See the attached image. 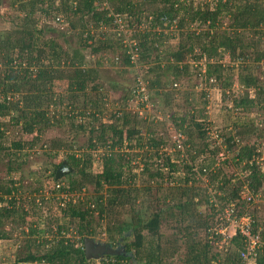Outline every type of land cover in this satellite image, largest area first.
<instances>
[{"label": "trees", "instance_id": "1", "mask_svg": "<svg viewBox=\"0 0 264 264\" xmlns=\"http://www.w3.org/2000/svg\"><path fill=\"white\" fill-rule=\"evenodd\" d=\"M28 2L27 9L20 3L23 14L16 18L13 28L0 36V116H8L7 123L18 126L20 134H33L29 140L20 137L8 144L0 142V152L7 156L5 177L0 171V244L11 239L14 229L21 231L27 241L23 246L17 245L14 261L7 263L0 255V264H92L85 256L83 240L92 237L99 241L95 237L106 220L104 243L112 246L120 242L122 248L119 254H105L101 264H173L174 258L177 264H248L241 256L245 238L239 230L222 242L220 249L215 243L221 240L218 227L225 220L223 211L231 206L237 218L252 217V233L264 239V217L256 216L258 203L253 201L257 193H264V174L254 161V154L260 152L253 142L240 146L237 143L256 131L254 119L231 122L233 132L226 135L225 143L228 151L237 148L230 160L225 157L218 165V147L210 145L206 123L196 117L203 111L195 105L204 106L208 92L199 90L198 99L192 101L195 97L190 100V92H184L179 84L194 74L193 62L207 50L218 49L219 56L238 54L240 62L249 57L245 66L227 69L222 63L208 62L202 75L209 84L219 83L223 99L230 97L227 91L232 93L229 88L238 84L243 95L233 99L235 106L242 111L259 109V114L264 115V69H260L264 63V0H214L212 5L195 0ZM37 10L41 15L36 16ZM125 15L129 28L135 25L129 33L124 31V25L119 29L115 21ZM57 16L64 22L75 17L70 21L71 27L77 29L75 46L63 48L57 41L55 27L40 25L41 17L45 22L50 18L56 23ZM225 18L230 22L222 27ZM102 26L112 30L102 31ZM93 28L100 30L99 37L88 42ZM46 31L51 33L48 37H44ZM87 50L98 54L94 64L87 59ZM132 54H136L134 61ZM102 61L123 69L138 64V72L142 73L138 83H144L152 103L158 100L156 109L163 117L142 119L131 113L125 107V99L131 95L124 97L119 109L106 108L107 93L98 82ZM55 80L66 82L64 91H54ZM138 83L133 92L141 96ZM104 118L107 121H102ZM166 120L171 127H165ZM2 126L5 122H0V137ZM53 127L74 132V136L70 144L59 137L50 140L49 148L54 152L49 154L57 156L62 147L66 156L52 164L46 175L49 181L45 185L36 182L31 187L22 183V174L14 179L13 172L20 170L27 158L26 150L32 149L40 135ZM80 130L88 133L85 143L76 142ZM259 130L256 138L264 132ZM177 132L184 137L182 148L176 146ZM169 143L172 153L160 151ZM184 153L193 161L207 156V161L199 166V174L208 173L211 184L216 182L213 194L201 191L195 184L193 165L184 163ZM96 155L102 168L92 172ZM244 160L241 181L247 182L250 199L241 197L239 185L232 181L236 176L223 167L230 161L237 164ZM63 161L74 172L55 181L56 170ZM49 184L50 202H59L53 223L57 227L46 229L38 218L37 223L28 222L24 233L26 220L40 210V197L36 195L50 188ZM55 184L60 186L55 188ZM86 186H92L97 194L76 202L71 196L56 197ZM138 199L141 202L137 203ZM124 204L130 207L128 220L120 221L109 214L114 206ZM251 263L264 264V252L257 251Z\"/></svg>", "mask_w": 264, "mask_h": 264}, {"label": "rangeland", "instance_id": "2", "mask_svg": "<svg viewBox=\"0 0 264 264\" xmlns=\"http://www.w3.org/2000/svg\"><path fill=\"white\" fill-rule=\"evenodd\" d=\"M21 1L22 2H20V0H17V1L16 0H0V36L5 35L9 29L13 28L15 26L14 22H16V18L19 15L23 14L22 9H20V3H24L25 9H27L29 0H21ZM195 1L197 3L198 2L200 3L210 2L211 3L210 5H212L214 0H195ZM39 6L42 7V5L40 4ZM43 6L45 7L46 4H44ZM35 14L36 16L41 15L39 10H37ZM117 19L121 20V23L124 25V31L126 33L127 32L129 33L135 28V25L129 28L128 24L130 21L128 20L126 15L122 18L118 17ZM130 19L133 21L132 18ZM73 20H75V17L70 16V21L72 22ZM70 21L64 22L62 20L61 22L55 23V21L53 22L52 19L48 18L47 21L45 22V20L41 17L39 22H40V25L42 26L46 25L45 27H48V26L55 27V29L57 30L56 35H57L58 43H60L63 46V48H68V47L71 48L75 46V43H76V39H77L76 30L77 29H74L71 27ZM229 22H230L229 18H225L223 21L222 27H225ZM51 23H54V24H51ZM101 28H102L101 29L102 31L112 30L106 26H102ZM172 28H175V25H173ZM99 32H100L99 29L96 30L93 28L90 31V35L92 36V39H89L88 42L92 41L94 38L99 37L97 36ZM50 34L51 33L49 31H46L44 32V37H48ZM86 52H87V59L91 62L89 63L94 64L96 59L99 58L98 54H90L88 53L89 50H87ZM219 55L220 54L218 53V49H216L215 51L207 50L206 53L203 54L198 61L193 62L192 65L194 68L193 69L194 74L191 77L184 79V83L179 84V86L181 87V89H183L184 92L186 93L190 92V96H189L190 100L192 97H195L192 99V101H196L198 99L199 90L204 89L205 91L208 92V95H206V98H207L206 104L204 106H202L199 103L195 105V108H197L198 111L200 109L201 111H203L202 112L203 115H197L196 117L199 121L206 123L205 127L207 128V131H208L207 134L209 136L208 140H210V145L214 147H218V153L216 154V157H217L216 161L219 162L218 165L221 164L220 161L225 159V157L230 160V157L233 155L234 151L237 148L236 146L233 150L228 151V148L225 143L226 135H228L230 132H233L231 122L234 120H239V119H242L245 121L249 119H254V126L256 127V131H254L253 134H250L251 135L250 137H246V139L240 140L237 143H238V146H240L239 144H244L245 142L246 143L248 142V144H251L252 142L254 143L256 151L260 152L259 155L254 154V158H255L254 161L259 165L260 171L264 174V132L258 138H256L255 136L256 133H261L259 128L262 129V131L264 130V115L259 114L262 111H260L259 109H257L258 111H256L255 108H252L251 111H242L241 109H238L235 106L236 104L235 102H233V99L234 98L239 99L243 95V92H241L242 88H239L238 84H233L229 88L230 91L231 90L233 91L232 92L233 94L231 92H228L229 91L228 90L227 93L231 96L226 97V99H223V94L219 87V83L216 82L215 84H209L207 80L205 79L204 75H202L205 71L206 64L208 62L222 63V65L227 69V68H230L231 66L243 67L246 65L247 62L250 61V58L248 57L247 58L248 60H245V62H240L242 60L238 58V54H236L235 57H231V55L228 53H223L221 56ZM249 56L252 57V54H249ZM102 57H105L104 54H102ZM191 63H192V60H191ZM137 67H138V64L135 66H132V67L130 66L126 69H123L119 65L111 66L106 61L101 62V65L99 66L100 76L98 78V82L100 83V85H102V88L107 93L106 108L110 110L119 109L121 104L124 103L126 100L125 107L129 111H131V113H134L135 115L137 114L139 118L145 119L146 116H147L146 118H150V117L153 118L152 117L153 115H156L155 116L156 119L157 117L161 118L163 117V113L158 108L156 109L158 100L156 99V101L152 103V99L149 98L147 94L146 87H145V93L141 96H138L137 94L133 92V87H136L138 80L142 79L141 78L142 73L138 72ZM260 69L261 70L264 69V63L260 65ZM257 71L259 72V69ZM196 72L198 73L196 74ZM53 83H54L53 89L55 92L64 91L66 87L65 81L55 80ZM138 86H139V83H138ZM128 88L131 89V91H129ZM249 93H251L252 95L253 91L249 90ZM234 94L237 97L233 96ZM130 95L131 97H129ZM124 97H129V98L124 100ZM249 98H251V96ZM201 100H203V97L201 98ZM141 102H143V104ZM177 109L179 108L177 107ZM102 121H107V118H104ZM0 122H5V126H2V128L4 129L3 135L0 137V142H2L3 144H8L12 139H18L20 137H22L23 140H29L33 137V134H20L18 126L16 125L12 126L11 124L7 123L8 116H0ZM77 123L79 124L78 121ZM171 126L172 124L170 123V121L166 120L165 127L169 128ZM96 127H98V123H96ZM67 128L68 126H66V129ZM63 129L64 128L53 127L43 132V134L40 135V139L37 142H35L33 148L26 150L27 158H25V160L21 164L20 170L13 172V178L16 179L18 175L22 174L24 175V179L22 181L23 184H26V185L31 184V187H32L34 184H36V182H41L43 185H45V182H47L48 180L46 179V175L50 173L52 164L60 161L66 156L65 148H62V147H60V149L57 150L58 151L57 156H53L49 154V153L54 152V150H51L49 148L52 146V143L50 140L52 138L59 137V138H62L64 141L69 142L70 144V141L72 137L74 136V132L66 133V132H63ZM87 138H88V133L82 132L80 130L78 131L76 142L85 143L87 141ZM172 150H173V147L169 143L166 147H164L160 151H165L166 153H172ZM98 151L97 153H99ZM182 156H181L182 158H185L184 163L187 162L188 164L193 165L192 173H193V176L196 178L195 184H197L200 187L201 191L206 190V192L213 194L214 188H215L214 185H216V182L214 183V185L211 184L208 173H205L202 175L199 174V166L207 161L206 160L207 156H198L195 158L194 161L188 159L189 155H185V153ZM186 156H187V160H186ZM98 158H99V155H96V157L94 158V161L92 163L93 165L91 168L92 172H97L101 170L102 168L100 159ZM153 159L154 157L152 158V161L154 162ZM6 161H7V156L4 155V152H0V171L3 177H5L4 175H5ZM251 161H253V157L251 158ZM244 162L245 160L240 163L234 164L232 161H230V163H226L223 167H224V170L228 174L232 173L234 176L237 177V178L236 177L233 178L232 181L236 180L235 183L239 185L241 197L248 199V196L249 195L251 196L252 194L247 188V182L241 181L242 179H244L243 177L244 172L241 170V165H243ZM157 163H159V159H157ZM154 166H157V164L154 163ZM136 170L139 171V168L137 167ZM72 172H74V168L69 173L63 174L64 175L63 178H65V176H69V174H72ZM62 181L66 183L67 180L64 179ZM166 185L167 184L164 183V186ZM54 187L57 188V185L55 184ZM262 187L264 188V183ZM51 188H52V185L50 186V188L45 190L43 193L41 191L42 194L40 195L44 196L43 200L41 199L40 195L38 194L36 195V197L38 198L40 197V200H38V201H41L40 210L39 211L36 210L35 215H31L32 217L26 220V223L22 226L24 233L28 230V222L35 221V223H37L36 221L38 220V218L42 219L39 221V223L41 226H44V228L46 229L48 227L49 228L51 227L52 230H55L54 228L57 227L56 226L57 223L56 224H53V223L56 222V221L54 222V216H57L56 206L58 205L59 202L57 203L56 201H54V204H53L54 206L52 205V202H50V196H51L50 189ZM63 193H64L63 196H61L62 194H60V195H57L56 197L68 198L71 196L72 201L74 202H76L78 199L82 200V198H85V196L87 195L91 194L93 196L97 194L92 189V186L81 187L78 190H72V191H67V192L65 191ZM212 199L213 198H211V200ZM61 201L64 202L63 200ZM253 201L258 203V207L255 212L256 216L258 218L264 217V193L263 192L257 193ZM138 202H141V200L138 199L137 203ZM218 202L219 201L216 200L217 206L219 205ZM146 203H147V200H145V203L142 204L144 207V210H145ZM135 206H137V204ZM130 213L131 211H130L129 205L124 204V205L114 206L112 209H110L109 214H111L112 216L115 215L116 218H118V220L122 221V220H128L130 218ZM237 224L238 223L229 224V226L226 229V233H229V231L233 232ZM51 225H53V227ZM103 225H104L103 230H100V232L97 234V237L95 238L98 239L99 241L105 242L106 234H107L106 232L107 220L103 222ZM8 227L9 226H7V228ZM202 234L203 233L201 232L200 235ZM48 236L51 237V234H48ZM26 241H27V238L25 237V235L21 233V231L14 229L11 239L6 240L5 244L4 242H1L0 244L1 258H3L4 261H6L7 263L14 261L16 254L18 252L17 245L23 246L25 245ZM215 245L217 246V249H220V246L223 245L222 239L220 241L217 240ZM102 258L101 257L92 258L91 263L101 264ZM172 261H173V264H177L178 262L177 258H174ZM248 264H252V263L248 262Z\"/></svg>", "mask_w": 264, "mask_h": 264}, {"label": "built area", "instance_id": "3", "mask_svg": "<svg viewBox=\"0 0 264 264\" xmlns=\"http://www.w3.org/2000/svg\"><path fill=\"white\" fill-rule=\"evenodd\" d=\"M117 18L118 17H116L115 21L118 24L119 29H123L121 20H118ZM56 21L60 22L62 21V18L57 16ZM135 57L136 54H132L131 59L134 61ZM138 87V92L143 95L145 93L144 83L140 82ZM174 136L176 139V146L182 148V139L184 138L183 135L180 132H177ZM57 186L60 185L57 184ZM63 195L64 193L61 196ZM250 198L251 196L249 195L248 199ZM223 212L224 215L222 216V218H225V224L222 223L218 227V232L221 234L222 242H226L232 235L237 232V230H239V232L242 233L245 238V250L241 252V256L249 262H253L254 258L257 256V251L264 252V239H262L259 235H255L254 233H252L251 217L249 215H242L237 218V216L234 214L232 206L231 208L225 209ZM231 223L238 224L235 226V230L233 232L229 231V233H226V229Z\"/></svg>", "mask_w": 264, "mask_h": 264}, {"label": "water", "instance_id": "4", "mask_svg": "<svg viewBox=\"0 0 264 264\" xmlns=\"http://www.w3.org/2000/svg\"><path fill=\"white\" fill-rule=\"evenodd\" d=\"M73 168L66 162L58 167L55 173V180H57L63 174H67L72 171ZM83 247L85 256L87 259L99 258L103 254H119L120 250L118 247H112L110 244L100 242L92 237H85L83 240Z\"/></svg>", "mask_w": 264, "mask_h": 264}, {"label": "flooded vegetation", "instance_id": "5", "mask_svg": "<svg viewBox=\"0 0 264 264\" xmlns=\"http://www.w3.org/2000/svg\"><path fill=\"white\" fill-rule=\"evenodd\" d=\"M113 247H118V248H122L121 246H120V242H117L116 244H114V245H112ZM104 256H105V254H103V255H101L100 257L102 258H104Z\"/></svg>", "mask_w": 264, "mask_h": 264}]
</instances>
